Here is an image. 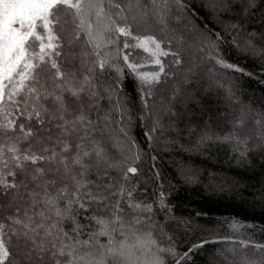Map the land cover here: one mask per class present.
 <instances>
[{"label": "snow or ice", "instance_id": "snow-or-ice-1", "mask_svg": "<svg viewBox=\"0 0 264 264\" xmlns=\"http://www.w3.org/2000/svg\"><path fill=\"white\" fill-rule=\"evenodd\" d=\"M252 2L244 0L243 8ZM182 4L0 0V264L10 256L14 264H162L159 257H134L133 249L154 240L124 243L125 226H139L150 236L153 226L171 225H155L151 216L145 224L139 213L151 212L152 206L136 201V189L125 183L138 169L123 164L139 155H128L136 144L130 139L127 107L111 76L122 71L115 62L122 56L149 110L140 116L141 122L153 124L145 136L160 131V117L152 113L147 97L167 76L161 57L171 56L172 64L182 65L196 39L176 15L173 5ZM134 30L149 34L134 36ZM121 37L136 40L134 45L125 40L123 49L143 48L158 71H140L143 66L130 61V52L111 55L110 46L118 45ZM261 41L264 35L255 42L249 37L245 46L264 58ZM199 51L206 53L207 48ZM208 59L242 71L214 51ZM250 120L264 130V114ZM113 147L119 153H113ZM118 155L124 156L122 162ZM113 233L120 238L118 247ZM5 237L15 239L14 251H9ZM100 237H109L107 244ZM243 247L256 251L236 253L231 264H264V245ZM166 252L173 255L171 249Z\"/></svg>", "mask_w": 264, "mask_h": 264}, {"label": "trees", "instance_id": "trees-1", "mask_svg": "<svg viewBox=\"0 0 264 264\" xmlns=\"http://www.w3.org/2000/svg\"><path fill=\"white\" fill-rule=\"evenodd\" d=\"M243 4L244 0H183L182 7L173 5L196 39L182 65L172 64L171 56L161 57L167 76L147 97L152 113L160 117V131L150 137L145 133L153 124L140 120L149 110L141 101L137 81L127 73L122 56L115 61L122 71L113 72L111 79L127 107L130 139L136 144L128 155H139L138 160L123 164L138 169L125 183L136 189V201L152 206L151 212L139 213L145 224L151 216L155 225H171L153 226L150 236L139 226H125V244L155 241L133 249L138 261L159 257L162 264H231L235 253L256 251L244 245H264V145L260 142L264 130L250 120L264 114V58L245 46L249 37L255 42L264 35V0H253L248 8ZM148 34L133 31L134 36ZM125 40L137 43L121 37L118 45L110 46L111 55L130 52V61L143 66L140 71H158L143 48L124 50ZM202 47L206 53L199 51ZM213 51L242 71L214 64L208 59ZM112 152L119 153L118 147ZM123 160L118 155V162ZM111 238L118 247L120 238L115 233ZM99 239L107 244L109 237ZM5 241L14 251L15 239L5 237ZM225 241L233 243L231 252L221 249ZM202 242L207 243L193 248ZM168 249L173 255L167 254ZM2 264L14 262L10 256Z\"/></svg>", "mask_w": 264, "mask_h": 264}, {"label": "rangeland", "instance_id": "rangeland-1", "mask_svg": "<svg viewBox=\"0 0 264 264\" xmlns=\"http://www.w3.org/2000/svg\"><path fill=\"white\" fill-rule=\"evenodd\" d=\"M252 123V122H251ZM253 125V124H252ZM260 142H261V144L262 145H264V141L262 142L261 140H260ZM231 231L233 232V234H235L234 233V230L231 228ZM232 245H233V243L231 242V241H225L224 242V244H222L220 247H221V249L223 250V249H226L227 251H229V252H231L230 250H232V249H229V247H232ZM236 254V253H235ZM222 258V257H221Z\"/></svg>", "mask_w": 264, "mask_h": 264}]
</instances>
